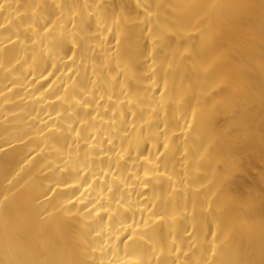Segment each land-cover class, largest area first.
<instances>
[{
	"label": "bare ground",
	"instance_id": "obj_1",
	"mask_svg": "<svg viewBox=\"0 0 264 264\" xmlns=\"http://www.w3.org/2000/svg\"><path fill=\"white\" fill-rule=\"evenodd\" d=\"M0 264H264V0H0Z\"/></svg>",
	"mask_w": 264,
	"mask_h": 264
}]
</instances>
